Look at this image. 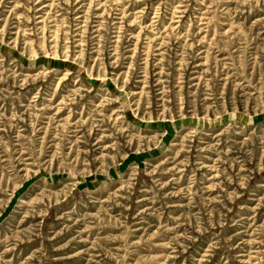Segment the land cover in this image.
Masks as SVG:
<instances>
[{"label":"rangeland","instance_id":"374dc122","mask_svg":"<svg viewBox=\"0 0 264 264\" xmlns=\"http://www.w3.org/2000/svg\"><path fill=\"white\" fill-rule=\"evenodd\" d=\"M0 264H264V0H0Z\"/></svg>","mask_w":264,"mask_h":264}]
</instances>
